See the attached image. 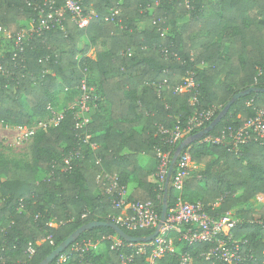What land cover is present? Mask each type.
Segmentation results:
<instances>
[{
    "label": "trees",
    "instance_id": "trees-1",
    "mask_svg": "<svg viewBox=\"0 0 264 264\" xmlns=\"http://www.w3.org/2000/svg\"><path fill=\"white\" fill-rule=\"evenodd\" d=\"M190 4L188 8L185 0H84L87 12L96 14L86 28H80L65 11L64 0H0V29L13 39L6 47L0 41V122L23 127L46 118L48 106L57 107L62 90L78 95L85 68L101 95L90 124L97 148L79 141L75 115L68 111L59 126L35 134L28 161L0 159L4 264H39L82 225L113 221L112 215L120 211L106 192L108 183L97 181L101 170L117 174L123 185L137 184L130 200L152 201L161 216L166 196L171 209L179 193L169 185L159 196L155 177V148L163 143L159 127L186 126L196 110L209 108L216 109L212 120L183 140L195 137L187 147L200 168L186 180L181 197L201 202L214 216L234 211L243 219L233 230L234 239L247 240L243 249L252 255L241 264H264V204L259 211L247 207L264 195V145L250 142L236 154L230 145L196 137L237 93L253 89L232 104L209 134L239 126L264 107V0H190ZM56 9H62L61 15ZM115 9L120 10L119 23L106 20ZM42 12L51 28L41 35L29 32L17 43L21 22L37 25ZM92 49L95 58L88 56ZM188 72L194 73L199 85L197 104L190 101L194 92H175ZM165 78L168 81L162 84ZM77 147L84 157L65 171L63 154ZM121 227L136 237L155 231ZM110 235L118 236L124 248L112 249L106 238L105 257L94 250L72 251L77 243H96ZM172 235L176 254H190L193 264H226L206 258L211 243H188L178 233ZM29 242L36 247L33 256L26 251ZM128 244L113 228L95 227L51 264H120V253L130 252ZM177 255L166 254L157 264H180ZM61 256L67 260L58 263Z\"/></svg>",
    "mask_w": 264,
    "mask_h": 264
},
{
    "label": "built area",
    "instance_id": "built-area-1",
    "mask_svg": "<svg viewBox=\"0 0 264 264\" xmlns=\"http://www.w3.org/2000/svg\"><path fill=\"white\" fill-rule=\"evenodd\" d=\"M54 1L50 2L53 6ZM187 7H190V0H185ZM51 6V7H52ZM64 9L71 15L72 21L80 28H86L96 12L86 10L84 0H64ZM120 10L115 9L106 20L117 21ZM62 9H56V15H61ZM51 28V21L43 15H39V23L30 22L28 31L22 30L17 36V43H22L28 32L41 35L44 31ZM7 31H5L6 33ZM11 38V34L7 32ZM168 54L167 50H164ZM176 54H174L175 56ZM83 77L77 86L79 96L76 102L70 107L76 119L75 130L79 141L89 145L91 149L97 148L98 144L92 141L90 124L92 115L99 106L101 100L100 92L95 84L90 82L89 70H83ZM165 78L162 84L167 83ZM161 84V85H162ZM160 85V87H161ZM198 83L193 72H188L182 82L175 88V92L195 93L190 100L192 104H197ZM253 100L248 102L251 106ZM50 114L37 121L34 125L20 127L24 131V139H30L35 136L39 130H47L59 126L66 117L68 111L57 110L52 105L48 106ZM215 108L196 110L186 126L176 124L172 128L159 127L163 143L156 146V158L158 160L157 171L155 173L156 181L160 190L159 196L166 190V183L171 167V163L176 153L175 147L191 134V132L210 122L215 115ZM202 141L213 145H230V150L239 153L241 147L250 142H257L264 145V107L258 108L254 115L250 116L243 124L239 126L229 125L214 134H205ZM83 156V149L76 148L71 151L68 157L64 159V170L71 171L75 166V160ZM101 159L97 160L100 164ZM200 165L195 162L189 148L186 147L178 154L173 170L170 175L169 185L178 193L176 204L168 210L165 223L160 229L159 234L149 242H129L130 252L122 251L120 253V264H157L158 259L166 254H176L175 239L173 233H178L181 241L188 243H211L212 247L205 254L208 260L221 261L226 264H241L248 257H252L251 252H245L243 245L247 240L241 241L234 239L233 230L243 222V219L235 214L234 211H227L223 215L214 216L206 211L201 202L191 203L183 201L181 192L185 186L186 180L191 173L199 169ZM101 180L108 183L106 192L112 197V205L120 213L113 214L112 219L115 223L126 227L129 230H138L144 228H156L160 221V216L152 201L130 200L127 194L126 185L120 183L117 174L110 175L101 170L97 175V181ZM257 198H264V195H258ZM262 223V221H258ZM50 225H56L52 222ZM112 241L111 248L120 250L124 248V242L116 235L103 237V239ZM40 242H37V244ZM91 241L81 242L72 247V251L84 253L89 249ZM27 253L33 256L36 253V247L33 242H29ZM137 256H142L141 262L136 260ZM180 264H193L192 257L188 253L178 254ZM4 254L0 252V264H4ZM67 260V256H62L58 263Z\"/></svg>",
    "mask_w": 264,
    "mask_h": 264
},
{
    "label": "rangeland",
    "instance_id": "rangeland-1",
    "mask_svg": "<svg viewBox=\"0 0 264 264\" xmlns=\"http://www.w3.org/2000/svg\"><path fill=\"white\" fill-rule=\"evenodd\" d=\"M92 12H95V11L92 10ZM30 22H31L30 20H23L21 22L22 27H23L22 29L25 31H28V29L30 28ZM0 41H2V43H1L2 46L6 47V46L11 45V42L13 41V39L10 38L9 36H7V32L5 33L4 30L0 29ZM88 56H90L92 58L96 57V52L94 51V49L90 50V52L88 53ZM89 79H90V74H89ZM91 79H92V77H91ZM78 96H79V93H78V95H77V93L74 95H71V94L62 90L56 98V103H57L56 109L69 111L70 107L76 102V99L78 98ZM34 124H32V125H34ZM24 137H25L24 131L20 127H16V126H12V125L0 122V159L1 160H9V161H19L21 163L28 161V159H29V143L32 141L33 138H30V139L25 138L24 139ZM74 148L69 150L68 152H64L63 161H64L65 157H68V155L71 153V151L74 150ZM77 148H80V147H77ZM151 163H153V162H151ZM151 178L153 179V177H151ZM263 204H264V198H261V199L254 198L251 201V204L248 205L247 207H250V208L254 209L255 211H259V210H261ZM83 242H85V241H83ZM77 244H79V243H77ZM177 247H176V249H177ZM91 250H94L97 253H102L103 256L105 257L107 254V245H106V242L104 241V239H102L96 243H91V245L89 246V249L87 251H91ZM60 259L62 260V256L60 257Z\"/></svg>",
    "mask_w": 264,
    "mask_h": 264
},
{
    "label": "water",
    "instance_id": "water-1",
    "mask_svg": "<svg viewBox=\"0 0 264 264\" xmlns=\"http://www.w3.org/2000/svg\"><path fill=\"white\" fill-rule=\"evenodd\" d=\"M252 90L253 89H248L246 91H242L240 93H237L233 97V99L224 107V109L219 114V116L209 126H207L204 130H202L196 137H202L205 134L209 133L211 130H213L218 125V123L220 122L221 118L229 111V109L232 106V104L238 98H240L242 96H246L247 94H249ZM194 138L195 137L183 141L179 145L176 153L174 154V157H173V160H172V163H171V167H170V171H169V175H168V179H167V183H166V191H167L168 186H169L170 175H171V172L173 170V167H174V164L176 162V159L178 157V154L186 147L188 142L190 140L194 139ZM167 214H168V203H167V199H166V196H165L164 205H163V208H162L159 224L155 228V231L153 233H151L150 235L145 236V237H136V236H132V235L128 234L119 224L115 223L114 221H91L89 223H86V224L82 225L78 229H76L71 235H69L64 241H62L48 256H46L39 264H51L54 261V259L59 257L66 249H68L71 246V244L74 241H76L78 239V237L83 232H85L86 230L95 228V227L109 226V227L113 228L114 231L121 238L125 239L128 242H149V241H152L159 234L161 227L163 226V224L166 221Z\"/></svg>",
    "mask_w": 264,
    "mask_h": 264
},
{
    "label": "crops",
    "instance_id": "crops-1",
    "mask_svg": "<svg viewBox=\"0 0 264 264\" xmlns=\"http://www.w3.org/2000/svg\"><path fill=\"white\" fill-rule=\"evenodd\" d=\"M147 165H149V164H147ZM136 185L137 184L135 182H131V183H129V185L126 186L128 196L131 194L132 190L135 188Z\"/></svg>",
    "mask_w": 264,
    "mask_h": 264
}]
</instances>
